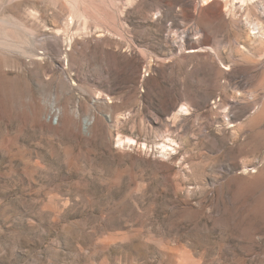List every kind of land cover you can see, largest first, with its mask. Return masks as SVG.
I'll return each instance as SVG.
<instances>
[{
  "label": "rangeland",
  "instance_id": "rangeland-1",
  "mask_svg": "<svg viewBox=\"0 0 264 264\" xmlns=\"http://www.w3.org/2000/svg\"><path fill=\"white\" fill-rule=\"evenodd\" d=\"M249 4L0 0V264H264Z\"/></svg>",
  "mask_w": 264,
  "mask_h": 264
},
{
  "label": "bare ground",
  "instance_id": "bare-ground-1",
  "mask_svg": "<svg viewBox=\"0 0 264 264\" xmlns=\"http://www.w3.org/2000/svg\"><path fill=\"white\" fill-rule=\"evenodd\" d=\"M240 1L243 3V5H247V7H249L250 6V4L248 5L249 1H251V3H252L251 5H258L259 2L261 3L262 0H240ZM259 5H261V4H259ZM250 29H251L250 34H252L253 36L254 35H258V36L260 35V37L264 38V31H262V29H260V27H258L257 25H251ZM262 40H264V39H262Z\"/></svg>",
  "mask_w": 264,
  "mask_h": 264
}]
</instances>
